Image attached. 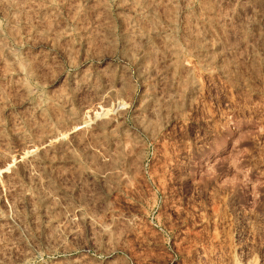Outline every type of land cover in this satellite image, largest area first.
<instances>
[{
  "label": "rangeland",
  "instance_id": "374dc122",
  "mask_svg": "<svg viewBox=\"0 0 264 264\" xmlns=\"http://www.w3.org/2000/svg\"><path fill=\"white\" fill-rule=\"evenodd\" d=\"M228 258L264 264V0H0V264Z\"/></svg>",
  "mask_w": 264,
  "mask_h": 264
},
{
  "label": "bare ground",
  "instance_id": "6f19581e",
  "mask_svg": "<svg viewBox=\"0 0 264 264\" xmlns=\"http://www.w3.org/2000/svg\"><path fill=\"white\" fill-rule=\"evenodd\" d=\"M234 255V254H233ZM233 255H231L232 257H233ZM228 257H230V256H228ZM229 259V262H226V261H224V262H226V263H230V264H253V263H250V262H246V261H248V260H246L245 262L246 263H241L240 261H238L236 258L234 259V260H230V258H228ZM228 259H227V261H228ZM231 261V262H230ZM223 264H225V263H223ZM256 264V263H255Z\"/></svg>",
  "mask_w": 264,
  "mask_h": 264
}]
</instances>
